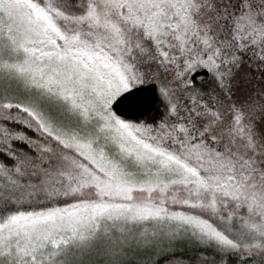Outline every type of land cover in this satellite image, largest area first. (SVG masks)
<instances>
[{"label": "snow or ice", "instance_id": "obj_1", "mask_svg": "<svg viewBox=\"0 0 264 264\" xmlns=\"http://www.w3.org/2000/svg\"><path fill=\"white\" fill-rule=\"evenodd\" d=\"M0 264H264V0H0Z\"/></svg>", "mask_w": 264, "mask_h": 264}]
</instances>
